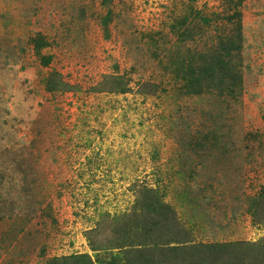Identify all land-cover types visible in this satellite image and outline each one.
<instances>
[{
	"label": "rangeland",
	"instance_id": "rangeland-1",
	"mask_svg": "<svg viewBox=\"0 0 264 264\" xmlns=\"http://www.w3.org/2000/svg\"><path fill=\"white\" fill-rule=\"evenodd\" d=\"M263 240L264 0H0V264Z\"/></svg>",
	"mask_w": 264,
	"mask_h": 264
},
{
	"label": "trees",
	"instance_id": "trees-1",
	"mask_svg": "<svg viewBox=\"0 0 264 264\" xmlns=\"http://www.w3.org/2000/svg\"><path fill=\"white\" fill-rule=\"evenodd\" d=\"M259 200V198H257L255 201H258ZM256 207H258V208H260L259 207V205H257V204H254ZM258 243V246L260 247L259 249L258 248H256V245L257 244H255V243H253V242H238V243H234V245H235V248L238 246V245H240V247H237V249H239L240 251H242L243 249L245 250V251H247V252H252V251H257L258 252V254L260 253V251H261V255H259L258 257H259V260H258V263H260V264H264V240L263 241H261V242H257ZM260 244V245H259ZM213 245H215V244H205V245H202V246H200V247H203V248H205V249H207V247H211L212 248V246ZM217 245H220V246H222L221 244H217ZM218 248V247H217ZM209 256H211V255H207V256H203V258L205 259H207L208 261H209ZM216 258H214V260H215ZM214 260H213V262H214ZM240 260V264H244V261L242 260V259H239ZM242 260V261H241ZM235 261H236V258H235ZM235 261H233L232 263H230V264H234L235 263ZM65 262H68V260H67V258H63L62 260H54L53 262H52V264H62V263H65ZM214 264H215V262H214Z\"/></svg>",
	"mask_w": 264,
	"mask_h": 264
}]
</instances>
